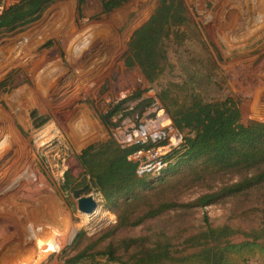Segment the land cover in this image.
Segmentation results:
<instances>
[{
    "label": "rangeland",
    "instance_id": "374dc122",
    "mask_svg": "<svg viewBox=\"0 0 264 264\" xmlns=\"http://www.w3.org/2000/svg\"><path fill=\"white\" fill-rule=\"evenodd\" d=\"M183 1L192 21L186 27L192 38L168 50L174 67L153 86L145 82L138 68L126 67L124 59L131 34L154 13L158 0L124 4L131 7L129 16L114 31L121 40L120 50L115 63L99 64L101 71L95 70L99 71L97 77L105 79L97 95L90 94L82 79L92 74L95 64L88 61L98 56L95 45L82 50L89 60L70 65L65 46L42 41L21 68L0 67V264H64L74 254L68 247L76 233L84 230L92 239L116 224L117 206H106L90 184L84 185L88 190L82 195L94 197L98 212L86 216L79 212L73 191L84 186L63 191L65 175L79 180L82 170L76 156L86 146L110 138L125 147L148 140L164 141L163 145L175 137L178 145L182 134L155 96L160 85L183 82L205 102L231 96L246 122L264 123V0ZM240 23V32L226 30ZM247 28L249 35L242 42L236 40ZM22 30L0 35V53L3 40ZM138 89L148 91L140 99L127 100L115 117L119 119L117 128L106 129L97 115ZM143 99L153 101L134 109ZM164 164L162 169L137 173L149 181L162 178L168 183L188 169L178 165L167 170ZM229 182L225 177L214 185ZM152 189L151 184L140 194L146 196ZM209 191L196 186L182 195L181 202H192ZM233 219L244 228L262 225L264 189L249 198L194 208L185 216L187 225L195 229ZM144 229L141 226L122 234L138 236Z\"/></svg>",
    "mask_w": 264,
    "mask_h": 264
},
{
    "label": "trees",
    "instance_id": "16d2710c",
    "mask_svg": "<svg viewBox=\"0 0 264 264\" xmlns=\"http://www.w3.org/2000/svg\"><path fill=\"white\" fill-rule=\"evenodd\" d=\"M55 1L18 0L0 15V35L10 36L39 21ZM77 1L79 6L83 3ZM99 1L103 13L109 14L129 0ZM191 23L183 0H158L154 13L131 34L125 66L138 68L148 85L157 84L174 67L168 50L192 38L186 29ZM147 91L138 89L130 98L99 113L100 123L108 130L117 128L119 119L115 117L123 111L122 105L142 98ZM155 96L160 109L182 134L180 143L162 162L167 170L185 165L187 171L168 183L162 178L149 181L127 160L134 151L164 141L123 147L110 138L82 149L76 156L81 177L78 180L66 174L62 190L90 184L106 206H117V222L92 239L84 230L76 233L68 247L74 254L64 264H264V223L244 228L233 219L231 223H207L195 229L185 221L194 208L249 198L264 189V123L246 122L233 97L205 102L183 82L160 85ZM152 101L143 99L134 109ZM225 177L231 182L214 185ZM151 184L153 189L142 196L140 191ZM196 186L212 191L192 202H181L182 195ZM141 226H145L141 235L122 234Z\"/></svg>",
    "mask_w": 264,
    "mask_h": 264
},
{
    "label": "crops",
    "instance_id": "0c3cea01",
    "mask_svg": "<svg viewBox=\"0 0 264 264\" xmlns=\"http://www.w3.org/2000/svg\"><path fill=\"white\" fill-rule=\"evenodd\" d=\"M5 1L10 6L18 0ZM126 6L128 5L112 11L116 13L104 14L99 0H83L80 6L77 0H57L44 11L39 21L25 26V29L23 28L14 38L3 40L0 67L3 69L9 65L21 68L26 58L34 56L32 49L42 41H51L54 47L59 44L65 46L66 61L70 65L89 60L90 57L85 58L82 50L87 45H95L98 56L88 61L95 64L94 68L92 67V74L82 79L83 83L85 81L84 85L90 89V94L97 95L105 80L96 76V73L101 71L98 65L116 61L121 40L114 31L129 16L131 7ZM242 25L240 23L228 26L226 30L241 31L239 27ZM247 30L249 31V28L236 35L235 39L242 42L243 38L249 35ZM96 69L99 71H95Z\"/></svg>",
    "mask_w": 264,
    "mask_h": 264
},
{
    "label": "built area",
    "instance_id": "2783aa9c",
    "mask_svg": "<svg viewBox=\"0 0 264 264\" xmlns=\"http://www.w3.org/2000/svg\"><path fill=\"white\" fill-rule=\"evenodd\" d=\"M8 7L9 6L7 5V2L5 0H0V15ZM177 143L178 140L176 141V138L172 137L166 144H160L146 149H139L134 151L133 153L128 155L127 160L136 165L139 174L162 169L165 165L162 162L163 156H165L172 147H175Z\"/></svg>",
    "mask_w": 264,
    "mask_h": 264
},
{
    "label": "water",
    "instance_id": "95a60500",
    "mask_svg": "<svg viewBox=\"0 0 264 264\" xmlns=\"http://www.w3.org/2000/svg\"><path fill=\"white\" fill-rule=\"evenodd\" d=\"M144 80H145V78H144ZM145 82H146V80H145ZM87 190H88L87 186H84L81 189L75 190V191H73V197L77 201V209L79 212L85 213V214H91L96 209L97 202L95 201V199L92 195H82Z\"/></svg>",
    "mask_w": 264,
    "mask_h": 264
},
{
    "label": "bare ground",
    "instance_id": "6f19581e",
    "mask_svg": "<svg viewBox=\"0 0 264 264\" xmlns=\"http://www.w3.org/2000/svg\"><path fill=\"white\" fill-rule=\"evenodd\" d=\"M98 210V208H96L95 210H94V212L96 213V212H98L97 211ZM85 216L87 215V214H85V213H83ZM84 215H82V216H84ZM89 215H93V214H89ZM90 217V216H89ZM83 218V217H82Z\"/></svg>",
    "mask_w": 264,
    "mask_h": 264
}]
</instances>
